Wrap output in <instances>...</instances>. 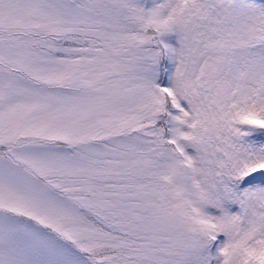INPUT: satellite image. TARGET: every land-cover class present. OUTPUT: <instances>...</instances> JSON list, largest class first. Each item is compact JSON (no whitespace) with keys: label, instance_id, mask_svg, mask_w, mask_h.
Returning a JSON list of instances; mask_svg holds the SVG:
<instances>
[{"label":"snow or ice","instance_id":"6c2138e0","mask_svg":"<svg viewBox=\"0 0 264 264\" xmlns=\"http://www.w3.org/2000/svg\"><path fill=\"white\" fill-rule=\"evenodd\" d=\"M0 264H264V0H0Z\"/></svg>","mask_w":264,"mask_h":264}]
</instances>
